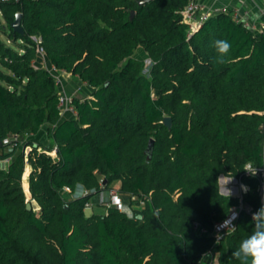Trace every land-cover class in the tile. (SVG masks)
I'll return each mask as SVG.
<instances>
[{
  "label": "trees",
  "instance_id": "obj_1",
  "mask_svg": "<svg viewBox=\"0 0 264 264\" xmlns=\"http://www.w3.org/2000/svg\"><path fill=\"white\" fill-rule=\"evenodd\" d=\"M136 1L0 0V264H240L232 252L264 205L260 173L244 171L264 167V32L217 13L188 36L189 0ZM17 13L23 35L11 28ZM218 39L231 44L223 64ZM39 51L90 89L71 100L74 116L60 115ZM44 125L46 145L35 138ZM26 164L38 211L25 207ZM221 175L247 191L227 200ZM115 181L132 214L108 206L85 216ZM64 188L87 194L67 199ZM239 204L235 228L215 242L213 224Z\"/></svg>",
  "mask_w": 264,
  "mask_h": 264
},
{
  "label": "built area",
  "instance_id": "obj_2",
  "mask_svg": "<svg viewBox=\"0 0 264 264\" xmlns=\"http://www.w3.org/2000/svg\"><path fill=\"white\" fill-rule=\"evenodd\" d=\"M256 1H259L260 4L262 5V8H259L258 10H262L260 12V17H258L260 19V21H252V17H249V15H247V12H244V14H242L239 9L237 8H229L226 6H215V4H211L212 1L211 0H189L188 3L186 4V6L183 8V10L181 11V16H182V21L187 25L188 27V36H190V34L192 32H194L195 30H197L203 21H205L206 19H208L210 16L215 15L217 13H225L228 14L235 22L240 23L245 29L249 30L250 32L254 33L255 35L260 34L261 32H264V20H262V17H264V0H250V2L255 6ZM85 84V83H83ZM56 86H57V82H56ZM58 107L60 109V112L63 111L64 113H68L71 114L72 116L75 115V109L74 106L71 102H68L65 100L64 97L59 98V103H58ZM16 139V137H15ZM4 144L8 143V139L3 140ZM55 151L56 148H53L52 151V155H55ZM8 160V159H7ZM246 169L252 171V167L250 164L246 165ZM261 177H262V186H261V197H262V201L264 202V167H262L261 169L257 170ZM248 173V172H246ZM237 181V180H236ZM243 185V184H241ZM64 191L69 192L68 188H64ZM109 193V202L107 204V206H114L116 207L118 210L122 211L124 210L123 207V203L121 201V198L118 195L117 190L115 189H110L108 190ZM85 194V192H84ZM87 194V192H86ZM241 197V195L239 196V198ZM132 200H136L135 197L131 198ZM142 203L140 202V205ZM243 208L242 204H239L238 206L235 207H231L230 209H234L237 213H239V211ZM228 215H230V213H228ZM228 215L225 217V219L228 218ZM224 219V220H225ZM219 221V222H215L213 224V228H212V232L211 235L215 238V242H218L220 239H222L228 232H226V230L220 231L218 230V226L224 221ZM236 220L235 219L233 221V224L235 226L236 224ZM233 230V229H231ZM229 230V232L231 231ZM198 232L200 235H207V230L205 229H200L198 228Z\"/></svg>",
  "mask_w": 264,
  "mask_h": 264
},
{
  "label": "rangeland",
  "instance_id": "obj_3",
  "mask_svg": "<svg viewBox=\"0 0 264 264\" xmlns=\"http://www.w3.org/2000/svg\"><path fill=\"white\" fill-rule=\"evenodd\" d=\"M0 23L5 27L6 25L3 23L1 17H0ZM2 37V36H1ZM3 38V37H2ZM135 57L137 59H140L144 62L145 65V69L143 71V73L147 74L148 72V67L150 65V60L148 59L147 55L145 54V52L142 49H137L135 52ZM35 65L39 68H44L47 69L48 71H50V73L54 76L56 82H57V90L60 93L61 97H64L66 101L71 102V100L73 98H88L90 89L83 83H81L77 77H73L70 73L64 72V71H55L53 69V67L50 66V64L48 63L46 57L43 55V53L41 51H39L37 53V58L35 60ZM60 115L62 116V118H68V117H72L71 114L68 113H64L63 111L60 112ZM47 125H44L41 130L38 132V140L41 141L43 144H47V140H46V131H47ZM27 139V138H26ZM24 137H19L18 140L20 141V145L22 147V145L24 144L25 140ZM20 147V146H19ZM18 151H20V148L18 149ZM29 151V148L27 147L24 151L25 154H27ZM53 156V155H52ZM54 157V156H53ZM8 164V160H3L1 162V167L2 168H6ZM30 172V167L26 164L25 168H24V176L22 175V180H21V187L22 190L24 191L25 197H26V201L30 202L32 205V208L35 211H38V208L36 206V203L34 201H32L30 199V196L27 195V179H28V173ZM223 182H218L219 183V192L224 195L222 193V185L224 183H226L228 180L232 181L227 185L228 188L232 189L233 195L232 197H239L243 192L241 191V183L233 178V177H227V176H223ZM237 180V181H236ZM119 184L118 181H115L111 184V187H116ZM221 185V186H220ZM238 189V192L236 191V189ZM116 189V188H115ZM103 194V199L100 197V194L97 195H93L91 197V202H95L96 200H99L97 202H95V204L93 205L92 203H87L86 207L84 209V214L85 216H90L93 212H102L104 210V205H101V200L105 201L108 198V194L106 191L102 192ZM74 195H77L76 193ZM83 195H86L83 193ZM63 196L67 199L71 198V196H69L68 192L63 191ZM225 196V195H224ZM101 199V200H100ZM132 200V199H131ZM134 201V200H132ZM135 207V206H133ZM123 209L125 210L126 213H128L129 215L132 214L131 211L129 210L128 207H123ZM200 264H207L206 260H203Z\"/></svg>",
  "mask_w": 264,
  "mask_h": 264
},
{
  "label": "clouds",
  "instance_id": "obj_4",
  "mask_svg": "<svg viewBox=\"0 0 264 264\" xmlns=\"http://www.w3.org/2000/svg\"><path fill=\"white\" fill-rule=\"evenodd\" d=\"M213 47L217 53L216 63L223 64L224 58L231 50V44L224 39H218L213 42ZM250 175L257 174V167L250 171L245 169ZM224 177L218 178L217 182L222 181ZM232 181L228 180L222 185V192L226 199H230L233 195L232 189L227 185ZM243 191H247V186H241ZM230 215L219 226L218 230L229 232L234 229L233 221L237 219L238 213L234 209H229ZM251 223L253 225L251 232L239 243L238 247L232 252V256L240 262V264H264V205L257 211L252 213Z\"/></svg>",
  "mask_w": 264,
  "mask_h": 264
},
{
  "label": "crops",
  "instance_id": "obj_5",
  "mask_svg": "<svg viewBox=\"0 0 264 264\" xmlns=\"http://www.w3.org/2000/svg\"><path fill=\"white\" fill-rule=\"evenodd\" d=\"M212 1V3L211 4H215V6H219V7H222V6H226V7H229V8H237V9H239V11L242 13V14H244V12H247V15H249V17H252L251 19H252V21H257L258 22V20L260 21V19L258 18V17H260V12L262 11H260V10H258L259 8H262L261 6V4H260V2L259 1H256V3H255V6L250 2V0H211ZM261 18V17H260ZM262 20H264V17H262ZM38 133L35 135V138H37L38 139ZM41 142V141H40ZM42 143V142H41ZM29 174V173H28ZM220 182H223V180L222 181H220ZM28 184V183H27ZM221 186V185H220ZM113 189H115V190H118V188H119V184L116 186V187H112ZM236 189V191L238 192V189L237 188H235ZM103 191H106L107 192V194H108V198L104 201H102L101 199V205H104V210L102 211V212H97V213H105V211H106V209H107V204H108V202H109V193H108V190H103ZM103 191H101L99 194H100V197L103 199V194H102V192ZM243 193L245 192V191H243V190H241ZM84 192H83V190H81V189H78L77 191H76V194L77 195H82ZM223 193V192H222ZM75 194V193H74ZM74 194H69V196H71V197H73L74 196ZM97 195V194H96ZM97 201H99V200H96L95 202H97ZM95 202H91V201H89V203H92L93 205L95 204ZM98 203V202H97ZM126 207V206H125Z\"/></svg>",
  "mask_w": 264,
  "mask_h": 264
},
{
  "label": "water",
  "instance_id": "obj_6",
  "mask_svg": "<svg viewBox=\"0 0 264 264\" xmlns=\"http://www.w3.org/2000/svg\"><path fill=\"white\" fill-rule=\"evenodd\" d=\"M148 1L149 0H137L136 3L139 6H142ZM133 16H134V11H131L130 12V19H132ZM11 28L13 29V31L15 33H17L19 35H23L24 34L23 28L21 26V14L20 13L15 14L14 21L11 23ZM161 122L166 127L167 130L171 129L172 121H171L170 117H168V116L163 117ZM34 146H36V144ZM152 146H153V140L149 139L148 144H147V148L145 150V154L147 156V159H150V157H151ZM221 177H223V176L221 175L219 178H221ZM105 184H106V180H103L102 181V186H104ZM25 207H26V210H28V211H30L32 209V205H31L30 202H27Z\"/></svg>",
  "mask_w": 264,
  "mask_h": 264
}]
</instances>
